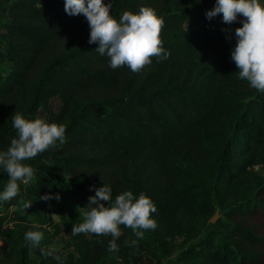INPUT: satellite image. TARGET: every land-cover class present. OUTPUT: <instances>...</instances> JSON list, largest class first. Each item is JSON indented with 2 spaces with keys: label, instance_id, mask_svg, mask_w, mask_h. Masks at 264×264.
Returning a JSON list of instances; mask_svg holds the SVG:
<instances>
[{
  "label": "trees",
  "instance_id": "obj_1",
  "mask_svg": "<svg viewBox=\"0 0 264 264\" xmlns=\"http://www.w3.org/2000/svg\"><path fill=\"white\" fill-rule=\"evenodd\" d=\"M214 3L112 0L117 19L143 6L164 19L160 38L170 55L133 72L109 67V57L88 42L84 14H67L64 0L1 1L0 150L17 135L14 113L34 119L42 109L46 121L66 126V139L25 161L33 176L0 201V264H27L31 252L36 264H160L164 257L172 264H264V92L238 77L230 49L241 20L206 18ZM56 96L58 111L49 105ZM67 177L76 180L62 196ZM93 180L112 189L105 206L124 190L148 195L157 227L136 237L119 225L113 251L110 234H72L83 222L79 211L63 222L48 214L44 230L14 209L26 201L36 213L54 200L78 203ZM7 182L0 171V191ZM28 230L44 231L45 240L32 246ZM59 234L61 247L49 248Z\"/></svg>",
  "mask_w": 264,
  "mask_h": 264
},
{
  "label": "clouds",
  "instance_id": "obj_2",
  "mask_svg": "<svg viewBox=\"0 0 264 264\" xmlns=\"http://www.w3.org/2000/svg\"><path fill=\"white\" fill-rule=\"evenodd\" d=\"M112 0H64V10L69 15L84 14L89 24L88 42L96 43V51L109 57V67L115 69L127 65L138 72L152 63V57L167 59L170 52L162 46L160 31L164 19L148 6L137 12L124 10L117 19L111 14ZM222 14L221 19L231 24L237 19L240 26L234 30L235 44L230 49L231 59L239 69L238 77L249 86L264 92V0H215L213 7L205 11L208 19ZM17 135L12 137L6 149L0 150V171L6 172L8 182L0 191V201L10 200L19 191L18 180L27 181L33 176V168L25 161L37 156L57 141H65L66 126L48 122L42 118L27 119L20 113L11 117ZM43 199H48L45 194ZM59 199V195H56ZM112 200L110 185L103 183L88 197L85 219L72 225L73 235L78 233L110 234L109 250H117L116 239L121 235L119 225L131 227L136 237H143L145 229H155L154 201L146 194L135 196L132 190L117 194L114 202L105 206L102 201ZM32 201H26L28 208ZM25 240L39 244L43 233L28 230ZM132 243H135L133 241Z\"/></svg>",
  "mask_w": 264,
  "mask_h": 264
},
{
  "label": "rangeland",
  "instance_id": "obj_3",
  "mask_svg": "<svg viewBox=\"0 0 264 264\" xmlns=\"http://www.w3.org/2000/svg\"><path fill=\"white\" fill-rule=\"evenodd\" d=\"M1 1L3 0H0V3ZM2 19L0 17V25L2 24ZM50 108L54 111H58L60 106H61V101L60 99L56 96V97H53L51 100H50ZM44 111L42 109H40L39 113H38V118H42L44 119ZM260 172L264 174V168L260 169ZM67 182H68V186L64 189H61L60 190V195H65L67 194V192H69L71 190L72 192V189H73V184L75 183V180L74 178H71V177H67ZM70 192V193H71ZM68 198V197H67ZM67 198L65 200H67ZM55 203H50V205L52 207H50L49 210H45L44 212H38L36 213L37 211L34 210L33 207H28V208H24V203H21L19 204L18 206L14 207V209H17L19 212L23 211L25 209L26 212H28V217L30 219H37L38 220V223H36L38 226H41V228H43L45 230L46 228V225H45V222L47 220V216L48 214L52 213L53 215V218L54 220L58 221L59 222H63L65 221L69 215H71L72 213H78L79 211V214L80 216L81 215H84L85 211L87 210L85 207L84 209H79V207L76 205L77 203H75L74 199L72 200H68V202L66 203V201H57V200H54ZM50 211V212H49ZM219 216V213H216L214 216H213V219L211 220L212 222ZM85 218H82V221L84 220ZM43 233V239L40 241L42 242L45 237L44 235V231H41ZM65 240V234H59L57 236H55L50 245H49V248L53 249V250H57L61 247L63 241ZM39 242V243H40ZM32 246H36V245H33ZM171 258L172 257H164L163 258V261L160 263V264H172L171 262ZM38 261V257L33 253L31 252L30 255H29V261L27 264H36Z\"/></svg>",
  "mask_w": 264,
  "mask_h": 264
},
{
  "label": "built area",
  "instance_id": "obj_4",
  "mask_svg": "<svg viewBox=\"0 0 264 264\" xmlns=\"http://www.w3.org/2000/svg\"><path fill=\"white\" fill-rule=\"evenodd\" d=\"M100 186H101L100 182L93 180L84 187L83 193H82V198L76 204L79 207V209H84V207L88 204V197L90 195H94L95 194V188L100 187ZM80 218L82 220V218H85V216L81 215Z\"/></svg>",
  "mask_w": 264,
  "mask_h": 264
},
{
  "label": "water",
  "instance_id": "obj_5",
  "mask_svg": "<svg viewBox=\"0 0 264 264\" xmlns=\"http://www.w3.org/2000/svg\"><path fill=\"white\" fill-rule=\"evenodd\" d=\"M212 219H213V218H212ZM212 219H211V220H212Z\"/></svg>",
  "mask_w": 264,
  "mask_h": 264
}]
</instances>
